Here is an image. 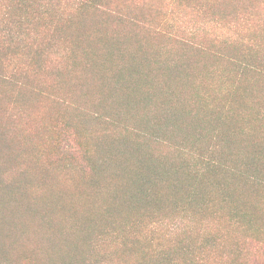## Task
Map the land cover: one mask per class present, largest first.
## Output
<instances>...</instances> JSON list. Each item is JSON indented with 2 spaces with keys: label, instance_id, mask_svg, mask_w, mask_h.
<instances>
[{
  "label": "trees",
  "instance_id": "obj_1",
  "mask_svg": "<svg viewBox=\"0 0 264 264\" xmlns=\"http://www.w3.org/2000/svg\"><path fill=\"white\" fill-rule=\"evenodd\" d=\"M0 264H264V0H0Z\"/></svg>",
  "mask_w": 264,
  "mask_h": 264
},
{
  "label": "rangeland",
  "instance_id": "obj_2",
  "mask_svg": "<svg viewBox=\"0 0 264 264\" xmlns=\"http://www.w3.org/2000/svg\"><path fill=\"white\" fill-rule=\"evenodd\" d=\"M247 142L251 141L250 143H252V139L249 138L248 140H246ZM232 150H237V157H236V161L238 162L237 164H241V160L244 161V163H246L248 160H250L251 158L254 159V156L256 154H258V150L255 151L254 154H251L249 152V149L245 146H242V145H238V147L234 146L232 148Z\"/></svg>",
  "mask_w": 264,
  "mask_h": 264
}]
</instances>
